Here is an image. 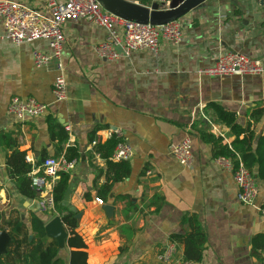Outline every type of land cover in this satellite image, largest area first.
<instances>
[{
  "label": "crops",
  "instance_id": "0c3cea01",
  "mask_svg": "<svg viewBox=\"0 0 264 264\" xmlns=\"http://www.w3.org/2000/svg\"><path fill=\"white\" fill-rule=\"evenodd\" d=\"M10 1L48 14L49 0ZM180 22L181 44L162 42L156 55L135 52L114 61L103 60L95 50L106 37L104 30L84 21L67 22L62 57L67 98L56 102L52 88L57 62L39 68L33 60L35 50L50 53L48 43L16 46L6 38L0 20V213L6 217L13 213L28 227L33 214L46 223L53 219L30 209L41 196L29 199L20 194L6 164L11 151L1 141L2 133H11L35 163L54 157L59 143L51 139L48 119L52 118L69 134L65 150L76 147L81 153L71 172L70 202L83 215L78 233L88 247V264H165L160 256L172 243L171 235L190 230L182 222L189 214L199 218L208 235L200 264H264V254L255 258L251 253L252 238L264 233L259 211L264 182L258 180L260 195L254 205L241 204L233 173L213 158L212 146L200 137L207 130L230 144V130L208 105L236 113L245 126L252 109L264 108V74L218 78L199 73L227 51L264 66V0H207ZM14 97L34 98L49 105V112L17 119L8 111ZM97 126L105 127L97 134L101 140L122 130L133 149L130 178L115 184L103 204L115 208L113 219L97 199L84 198L88 192L96 195L95 182L101 186L106 181L107 162L89 143ZM254 131L256 147L264 136V115ZM186 137L193 140L191 168L182 166L171 149ZM119 196L129 199L117 200ZM157 197L158 205L152 204ZM125 245L129 248L123 252ZM176 246L182 258L183 248ZM70 252L67 245L60 252L67 264Z\"/></svg>",
  "mask_w": 264,
  "mask_h": 264
},
{
  "label": "built area",
  "instance_id": "2783aa9c",
  "mask_svg": "<svg viewBox=\"0 0 264 264\" xmlns=\"http://www.w3.org/2000/svg\"><path fill=\"white\" fill-rule=\"evenodd\" d=\"M161 8H167L170 0H153ZM152 3V4H153ZM151 7V6H149ZM0 20L5 29V35L14 45L21 46L45 41L49 45L50 53L39 50L33 52V60L39 68L57 62L58 76L55 79L52 93L56 102L67 98V81L65 66L62 60L66 44L64 25L67 22L84 21L101 28L106 32L104 41L99 43L95 50L100 58L106 61L118 60L129 57L135 52H150L158 54L161 43L172 45L181 44L184 32L180 20L165 25L139 24L126 21L108 11L98 0H49L48 14L30 8L22 3L1 0ZM208 77L225 78L231 76H261L264 74L263 64L238 52H222L214 66L199 71ZM49 105L43 104L34 98L14 97L11 99L8 111L17 119L35 118L46 116ZM119 143L114 151L113 160L130 161L133 149L126 142L122 130H113ZM96 142L93 143L95 145ZM174 158L184 167L191 168L194 164L193 140L186 137L180 144L172 146ZM27 162L34 168L30 174L32 186L40 193V213L48 214L52 218L60 216L56 210L54 187L60 175L71 174L77 161H69L65 155L47 157L39 166L27 156ZM232 173L238 188V201L244 205H254L260 195L258 180L254 174L243 164L234 168L229 159H217ZM103 205V201L97 199ZM264 217V204L259 208ZM177 246L170 243L160 256V261L165 264H195L185 261L178 255Z\"/></svg>",
  "mask_w": 264,
  "mask_h": 264
},
{
  "label": "trees",
  "instance_id": "16d2710c",
  "mask_svg": "<svg viewBox=\"0 0 264 264\" xmlns=\"http://www.w3.org/2000/svg\"><path fill=\"white\" fill-rule=\"evenodd\" d=\"M130 1H137L146 7L151 6L153 3V0ZM207 109L211 110L218 121L230 130V135L233 138L230 144H225L223 137L216 136L207 130L201 131V139L212 146L213 158L229 159L234 168L243 164L254 174L257 180L264 182V136H261L257 146H254L256 138L254 126L261 121L264 115V108L257 107L252 109L249 112V121L245 126H242L238 122L236 113L226 110L221 105L210 104ZM48 125L51 139L53 141L57 140L59 143L54 157L65 155L71 162L78 161L81 158V153L76 147H69L66 150L64 148L65 142L69 139L66 128L55 122L52 118L48 119ZM104 128L97 126L90 133L89 143L93 144L96 142L94 152L107 162L106 181L101 186L96 185L95 182V196L91 192L84 195L87 202L100 199L103 201V204L108 202L114 185L123 183L132 174L130 161L117 162L113 160L114 151L123 139L118 138L115 133H112L111 137L106 140H101L97 137L98 132ZM1 141L7 151H11L7 154L6 164L20 194L29 199L40 197L39 192L32 186L30 174L34 167L27 162V152L19 149L17 140L11 133H2ZM42 162H37L36 165L39 166ZM147 169L145 167L142 173H146ZM70 185L71 174L63 173L54 187L56 210L69 234L66 242L67 248L71 250L68 264H88V247L83 237L78 233L80 221L77 220L76 216L80 212H72L63 206V199ZM116 199L127 200L129 197L119 196ZM158 200H160L159 197L152 204L158 205ZM157 208L159 209V206ZM134 209L136 210L135 207ZM12 215L13 213L9 217H6L5 214L0 213V230H7L11 237L8 252L0 257V264H67L60 255L61 249L57 241L47 237L45 232L47 223L43 219L33 214L30 220V227H28L21 221L19 216L14 218ZM48 216L52 218V216ZM182 222L188 225L190 230L184 234L171 235L170 241L183 248V260L200 264L208 245L207 232L195 214L186 215ZM251 244L252 256L256 258L259 255H263L264 233L255 235L252 238ZM128 248L129 246L125 245L121 250L124 252Z\"/></svg>",
  "mask_w": 264,
  "mask_h": 264
},
{
  "label": "water",
  "instance_id": "95a60500",
  "mask_svg": "<svg viewBox=\"0 0 264 264\" xmlns=\"http://www.w3.org/2000/svg\"><path fill=\"white\" fill-rule=\"evenodd\" d=\"M206 1L207 0H170L168 7L164 9L157 3H153L151 7H146L138 2L129 0H98L106 11L126 21L156 26L180 20ZM73 189L74 185H70L64 196L63 206L72 212H77L78 210L71 206L70 202ZM30 209L34 213L40 212V202L36 201ZM103 210L106 212L108 218H114L115 208L113 206L103 205ZM82 216L81 212L78 213L76 216L77 220L81 221ZM45 232L48 238L57 241L61 250L66 247L69 234L60 216L54 217L46 224ZM10 242L11 237L8 231L0 230V257L8 252Z\"/></svg>",
  "mask_w": 264,
  "mask_h": 264
}]
</instances>
